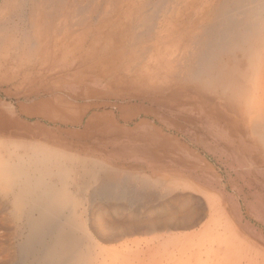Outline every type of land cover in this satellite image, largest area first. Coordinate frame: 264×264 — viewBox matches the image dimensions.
Returning a JSON list of instances; mask_svg holds the SVG:
<instances>
[{
  "label": "bare ground",
  "instance_id": "obj_1",
  "mask_svg": "<svg viewBox=\"0 0 264 264\" xmlns=\"http://www.w3.org/2000/svg\"><path fill=\"white\" fill-rule=\"evenodd\" d=\"M0 87V264H264V0H0Z\"/></svg>",
  "mask_w": 264,
  "mask_h": 264
},
{
  "label": "rangeland",
  "instance_id": "obj_2",
  "mask_svg": "<svg viewBox=\"0 0 264 264\" xmlns=\"http://www.w3.org/2000/svg\"><path fill=\"white\" fill-rule=\"evenodd\" d=\"M98 16L96 14H93L92 18L93 19H96ZM97 84L96 85H100L101 86V82L100 81H97L96 82ZM4 88V87H3ZM6 88V87H5ZM2 90V88L0 87V91ZM71 91H75L73 89H71ZM4 97V95L2 96ZM216 159L219 158L217 156H214ZM129 160H134L133 157L130 158ZM140 160V161H139ZM142 161H144L142 163ZM216 161V160H215ZM136 163H139L141 166H145L147 165L148 163V160H144V158L140 157L138 160L135 159ZM144 164V165H143ZM217 167V171L218 173L221 175V172H222V167L220 165V163H218L216 165ZM210 177L212 179H210ZM235 175L231 178V180H235ZM202 183H205L207 185H209L211 188H213L214 190L216 191H221L222 187H221V184H220V180H218L217 178H215L214 176L212 177L209 176L208 178L207 177H204V176H201L200 177ZM208 180V181H207ZM239 185V186H238ZM240 187V188H239ZM234 191V192H239L241 194H244L246 196V199H248V202L249 204L252 205V208L255 209L253 210L256 215H257V218H258V228L261 229V227L263 226L264 224V188L263 189H255V190H249L247 188V183L241 181V182H236L234 183V185L232 183H230V187H229V191ZM228 191V192H229ZM251 193H250V192ZM252 194V195H251ZM254 194V195H253ZM255 198V200H254ZM260 218V219H259Z\"/></svg>",
  "mask_w": 264,
  "mask_h": 264
}]
</instances>
